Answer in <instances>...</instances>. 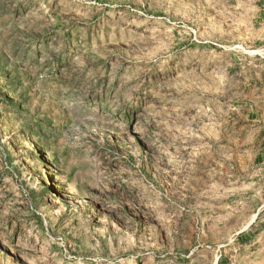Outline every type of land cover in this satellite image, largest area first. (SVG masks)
I'll list each match as a JSON object with an SVG mask.
<instances>
[{"label":"rangeland","instance_id":"obj_1","mask_svg":"<svg viewBox=\"0 0 264 264\" xmlns=\"http://www.w3.org/2000/svg\"><path fill=\"white\" fill-rule=\"evenodd\" d=\"M0 264H264V0H0Z\"/></svg>","mask_w":264,"mask_h":264}]
</instances>
